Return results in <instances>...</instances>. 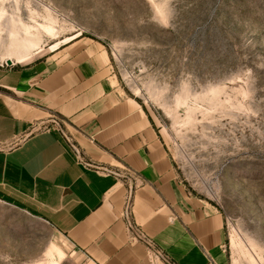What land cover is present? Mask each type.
Returning <instances> with one entry per match:
<instances>
[{"label":"rangeland","instance_id":"rangeland-1","mask_svg":"<svg viewBox=\"0 0 264 264\" xmlns=\"http://www.w3.org/2000/svg\"><path fill=\"white\" fill-rule=\"evenodd\" d=\"M0 14L2 63L78 35L105 50L120 87L153 114L187 190L222 212L229 264H264V0H0ZM53 262L86 264L50 224L0 196V264Z\"/></svg>","mask_w":264,"mask_h":264},{"label":"crops","instance_id":"crops-1","mask_svg":"<svg viewBox=\"0 0 264 264\" xmlns=\"http://www.w3.org/2000/svg\"><path fill=\"white\" fill-rule=\"evenodd\" d=\"M79 36L0 62V196L50 224L86 264H149L125 232L132 186V219L172 260L229 264L222 212L191 195L153 114L120 87L107 52Z\"/></svg>","mask_w":264,"mask_h":264},{"label":"built area","instance_id":"built-area-1","mask_svg":"<svg viewBox=\"0 0 264 264\" xmlns=\"http://www.w3.org/2000/svg\"><path fill=\"white\" fill-rule=\"evenodd\" d=\"M48 122L60 130L64 138L67 140V142L75 152V155L77 156L78 160L80 162H83L80 148L73 143L72 136L70 134H67V132L65 131L66 128L63 127L64 124L62 123V121L55 115H52L50 116ZM44 128L48 129L49 127L45 126ZM131 187L129 188L128 195L127 198L125 199L124 207L122 210V217L125 223V232H126L127 240L131 243L137 242L144 246L149 264H177L166 254V252L163 249H161L155 243L153 239L148 237L132 219V212H131L132 188Z\"/></svg>","mask_w":264,"mask_h":264},{"label":"bare ground","instance_id":"bare-ground-1","mask_svg":"<svg viewBox=\"0 0 264 264\" xmlns=\"http://www.w3.org/2000/svg\"><path fill=\"white\" fill-rule=\"evenodd\" d=\"M0 16H1V14H0ZM41 29L43 30V31H45L46 33H51L53 30H54V26H52V25H42L41 26ZM12 45H13V47L15 48V49H18V48H23V50H25L26 49V46H28L26 43H24L23 41H21V40H19V39H16V37L15 38H12V43H11ZM14 52V51H13ZM12 52V53H13ZM16 52V51H15ZM16 58L18 59V61H24L26 58H25V54H17L16 55ZM52 264H57V263H55V262H53Z\"/></svg>","mask_w":264,"mask_h":264},{"label":"water","instance_id":"water-1","mask_svg":"<svg viewBox=\"0 0 264 264\" xmlns=\"http://www.w3.org/2000/svg\"><path fill=\"white\" fill-rule=\"evenodd\" d=\"M6 63L11 64L12 63L11 59L6 60Z\"/></svg>","mask_w":264,"mask_h":264}]
</instances>
